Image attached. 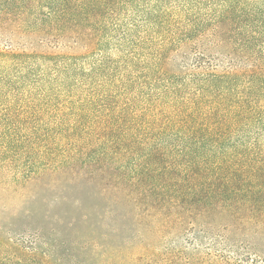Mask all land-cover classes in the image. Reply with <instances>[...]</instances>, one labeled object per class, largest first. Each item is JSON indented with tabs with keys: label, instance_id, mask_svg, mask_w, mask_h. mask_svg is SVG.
<instances>
[{
	"label": "trees",
	"instance_id": "trees-1",
	"mask_svg": "<svg viewBox=\"0 0 264 264\" xmlns=\"http://www.w3.org/2000/svg\"><path fill=\"white\" fill-rule=\"evenodd\" d=\"M46 175L96 200L22 264H264V0H0V182Z\"/></svg>",
	"mask_w": 264,
	"mask_h": 264
},
{
	"label": "rangeland",
	"instance_id": "rangeland-1",
	"mask_svg": "<svg viewBox=\"0 0 264 264\" xmlns=\"http://www.w3.org/2000/svg\"><path fill=\"white\" fill-rule=\"evenodd\" d=\"M50 179L46 175L23 187L0 182V264H22L21 239L38 228L48 232L62 215L69 218L85 208V203L96 200L92 189L77 188L68 183L55 186ZM69 226L72 225L66 224L64 230L68 231ZM67 231L64 235L68 236ZM253 242L256 253L264 257V232L256 233Z\"/></svg>",
	"mask_w": 264,
	"mask_h": 264
}]
</instances>
